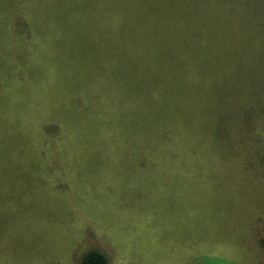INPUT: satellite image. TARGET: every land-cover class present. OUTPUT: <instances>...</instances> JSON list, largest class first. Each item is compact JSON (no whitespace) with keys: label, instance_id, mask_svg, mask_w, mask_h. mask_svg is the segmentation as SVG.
Instances as JSON below:
<instances>
[{"label":"rangeland","instance_id":"rangeland-1","mask_svg":"<svg viewBox=\"0 0 264 264\" xmlns=\"http://www.w3.org/2000/svg\"><path fill=\"white\" fill-rule=\"evenodd\" d=\"M200 1L0 0V29L13 27L10 35L0 30V43L10 38L18 49V38H40L67 46L66 74L117 72V100H132L102 128L93 108L72 148L57 150L33 145L39 136L15 122L20 110L0 94V115L12 113L16 136L31 146L4 137L0 147V264H78L89 249L109 264H264V0ZM23 25L45 34H13ZM156 34L163 42L184 34L247 40L248 57L210 56L235 69L208 66L185 118L156 119L132 97L142 89L136 53ZM127 48L136 55L124 61ZM3 50L0 70L11 66Z\"/></svg>","mask_w":264,"mask_h":264},{"label":"trees","instance_id":"trees-1","mask_svg":"<svg viewBox=\"0 0 264 264\" xmlns=\"http://www.w3.org/2000/svg\"><path fill=\"white\" fill-rule=\"evenodd\" d=\"M194 1L197 2V0ZM201 1L206 4L209 0ZM213 1L218 4L222 3V6L229 2V0ZM24 26L18 31L14 30L13 34L21 36L29 34L37 37L45 34L40 25H34L37 28L30 29L28 32ZM12 28L9 25L0 30L2 33L6 32L7 35H10ZM228 28L230 30V27ZM230 32L232 33V31H226V34L228 35ZM182 33L177 28L172 31V34ZM158 35L154 36L153 44L149 45L148 42L140 44L136 53L140 59L141 67H143L138 74L142 89L138 96H132L142 115L151 114L156 119L168 117L171 122L181 121L185 118L187 105L197 101L200 97L203 84L202 72L205 68L211 69L208 66L212 65L213 67L219 63L217 66L224 67V70L235 69L234 64L228 63L227 60H224L223 63L211 62L208 59L210 56L218 54L225 56V52L228 51L244 59L248 57L249 43L247 40L216 42L207 38L193 39L184 34L183 38L163 42L166 39L159 38ZM6 40L8 42L3 41L0 46L4 47L5 57L10 60L11 66H8L10 63H7L8 67L5 68L4 63L0 70V73L6 76L3 79L4 82L0 81V94L6 97L2 104L6 105L7 103L10 110H20L15 118L12 117V113L9 115L14 118L16 123L26 122L30 132L39 136L38 140L31 142L36 147H50L57 150L71 149L72 139L74 141L75 136L84 131L83 120L90 117L89 113L93 111V108L98 110L97 113L95 112L97 117L95 125L102 128L104 123H107V119L111 117L110 115L114 114L119 105L121 106L123 99L120 98L118 101V97L113 92L120 87V81H116L117 72L113 75L86 77L83 70L78 69L80 76L83 77L78 79L74 75L73 81L74 76L70 77L71 74H66L65 69L62 68L66 65L72 66L73 59L71 57L73 54L66 49L67 46H58L57 43H50L47 39L23 40L18 38L14 41V44L18 45V49H12V39ZM44 48L45 51L42 52ZM14 51L18 54L21 53L20 56L17 57ZM29 51L41 56L44 53L45 58L31 56ZM136 54L130 53L127 48L126 58L123 60H127L128 57L132 59L131 56ZM23 56L26 57V61L22 58ZM111 60L113 61V58L107 59L106 63L111 64ZM242 62L240 61L238 70L246 74L248 68ZM108 68L116 71V66ZM71 79L72 81H70ZM66 82H70V89L65 85ZM104 89V93L108 96L102 93ZM123 104L131 107V98L127 96ZM9 115L8 113L0 115V138L3 137L0 147L5 145L4 137L7 140L11 138L15 142V147H23L27 142L16 136L20 127L12 121ZM99 117L102 118L98 119ZM98 121H100L99 124ZM166 125L162 124L158 127L165 129ZM78 143L79 140L76 144L78 145ZM29 147L31 146L28 142L25 148ZM78 264H109V261L100 250L89 249L81 256Z\"/></svg>","mask_w":264,"mask_h":264}]
</instances>
